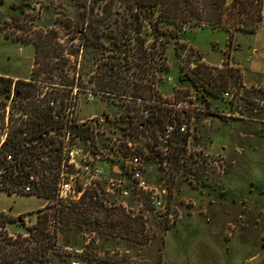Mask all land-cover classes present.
Returning a JSON list of instances; mask_svg holds the SVG:
<instances>
[{
    "label": "rangeland",
    "instance_id": "obj_1",
    "mask_svg": "<svg viewBox=\"0 0 264 264\" xmlns=\"http://www.w3.org/2000/svg\"><path fill=\"white\" fill-rule=\"evenodd\" d=\"M78 1L0 0V74L18 76L0 77V134L6 132L7 137V142L0 146V153L10 151L26 159L28 149L18 150L12 145L14 136L20 135L14 126L19 127L26 121L20 126L29 136L36 133L33 128L38 121L50 125L54 122L52 116L44 118L36 112L52 103L59 106V98L63 96L64 107L57 108L56 112L67 116L66 108L73 91L61 85L79 70L82 74L75 92L73 116L84 119L91 115L102 120V126H117L119 131L126 128L122 114L126 104L132 106L133 99L109 96L96 90L94 81H88L89 75L95 72V60L88 58L89 47L84 51L80 48L77 34L84 24L78 14ZM261 24L258 31H234L230 38L220 27L189 24L176 38H169L164 52L166 68L157 66V92L145 103L151 111L150 120L156 119L157 126L150 124L148 131H141L142 136L136 140L144 165L143 179L149 185L165 189L162 198L166 211L152 210L146 198L144 216L135 209L129 214H108L99 206L87 204L73 213L64 210L55 234L56 248L61 254L54 256L49 264H69L72 256L79 264H119L127 261L119 254L124 248L135 252L141 249L145 260L154 251L153 240L162 241L165 230L171 229L183 216L179 215V210L193 208L211 210L206 218L233 219L237 224L226 228L216 224L218 233H212L217 235L216 239L205 232L199 243L198 237L193 238V242L186 240L188 227L183 226L182 242L175 246L170 243L172 238L167 232L166 245L160 252L161 261L177 256L200 264H264V77L247 78L248 72L243 66L247 72L243 79L239 65L216 68L223 54L230 55L229 50L236 42L239 45L233 52L236 59L242 61L256 54V60L264 66V20ZM253 47L256 53H252ZM229 60L233 61L231 55ZM31 68L40 74L36 78L39 83L19 84L23 79L35 77L30 76ZM89 68L91 72H86ZM167 77H171L170 81ZM242 82L249 85L256 82L258 87H244L237 97ZM52 84L55 85L52 87ZM224 89L233 94L231 106L220 95ZM86 91L95 94L92 99L86 98ZM38 92L54 97H36ZM252 98L262 103L252 104ZM179 99H185V105L175 110L184 114L174 117L173 109L167 104ZM234 101L242 104V116L228 117L226 112L233 111ZM253 105L256 111L252 110ZM2 119L7 128H2ZM169 121H185L189 133H171L166 140L162 127ZM153 126L160 129L157 139ZM53 139L51 135L45 142ZM196 148L200 157L191 153ZM10 169L8 166L7 171L0 173V210L13 218L4 223L3 229L8 234H26V226L42 216L40 208L49 205L52 199L21 195L20 190L15 189L18 177H9ZM53 180L54 171L50 167L47 175L50 193ZM47 208L51 210L50 206ZM235 208V215L226 214ZM217 209L225 213L212 211ZM240 221L243 223L239 226ZM159 261L157 256V264Z\"/></svg>",
    "mask_w": 264,
    "mask_h": 264
},
{
    "label": "built area",
    "instance_id": "obj_2",
    "mask_svg": "<svg viewBox=\"0 0 264 264\" xmlns=\"http://www.w3.org/2000/svg\"><path fill=\"white\" fill-rule=\"evenodd\" d=\"M224 57L220 58V62L216 64L218 67L236 68V64L229 60V54H223ZM234 70V69H233ZM78 73V71H76ZM122 72L121 81H130L131 87L135 81H138L136 74L138 69H134L131 75ZM133 75V76H132ZM157 76V74H156ZM131 78V79H128ZM157 78V77H156ZM155 78V80H156ZM171 77H167L166 80L170 81ZM77 74L74 76V82L72 86L62 85L69 91L72 88L73 95H70V103L66 108L67 116H60L56 109H63L64 96L59 98V106L57 104H49L45 109L37 110V114L41 117L52 116L54 122L50 125H46L40 121L37 122V126H34L36 133L26 136V132L23 131L22 126L25 122L20 123L19 127H15L19 136H14L13 140L17 138V149L27 148L28 151L25 157L22 154L17 157L13 152L3 151L0 153V173L8 170L10 166L9 177H18L16 190H20L21 195L30 197L39 196L52 199V202L45 207L40 208V212H46L49 225L53 223L54 218L61 212L68 211L69 208L75 209L83 208L87 206H99L108 214H129L132 209H135L137 213L145 215L146 208L144 207L145 198L150 204V208L157 213L166 211L164 200L162 196L166 193L165 189H158L155 186L147 184L143 179V161L140 154L138 143L136 140L142 136L141 131L147 132L150 124L157 126L156 116L150 120L151 111L145 107V103H149L151 97L139 93V95L133 94L134 86L131 90L123 92L122 90H110L103 91L96 89L102 93H106L109 96H115L122 99H133L132 106L130 104L125 105V111L122 114L125 120L126 128L119 131L117 126H102V120L93 116H88L84 119L75 118L73 116L75 108V92L78 85L76 84ZM43 83V82H41ZM50 85V83L46 82ZM55 84H52V87ZM155 94L157 92L154 81ZM245 87L242 85L241 90L236 92L235 96H239L242 93V89ZM65 91V90H63ZM18 94V91H14V95ZM38 94L36 97H54L46 94ZM87 99H92L95 95L91 91L84 92ZM220 95L231 106L232 92L228 89L220 91ZM17 96V95H15ZM110 98V97H109ZM55 101V100H52ZM66 101V99H65ZM250 103L258 104L262 103L260 99L252 98ZM144 103V104H143ZM236 104V106H234ZM168 107L173 109V115L183 117V111H176L175 109L183 108L185 105V99L176 100L174 103H168ZM241 103L238 101L233 102V111L226 112V115L242 116ZM139 106V108H137ZM257 107H252L253 111H256ZM105 117V115L102 114ZM170 116V115H169ZM9 118L6 121L8 124ZM3 119L1 120L2 128L6 127ZM132 127H131V126ZM84 130L85 132L81 131ZM159 130V131H158ZM163 132L167 137L171 133L178 135H186L189 133L187 123L181 121L176 123L175 121H169L162 127ZM33 131V132H34ZM156 139L160 137V129L155 126L152 127ZM54 135L53 141L45 142V139ZM150 137V136H149ZM7 142L6 132L0 134V146ZM16 149V150H17ZM200 157V151L198 148L191 152ZM54 171V180L52 182V188L47 184L48 169ZM21 178L24 179L21 180ZM164 182V180H162ZM14 185L12 184V187ZM15 187V186H14ZM48 195H51L50 197ZM132 201V205L130 202ZM51 207L48 210L47 207ZM69 264H79L75 256H72V260Z\"/></svg>",
    "mask_w": 264,
    "mask_h": 264
},
{
    "label": "trees",
    "instance_id": "obj_3",
    "mask_svg": "<svg viewBox=\"0 0 264 264\" xmlns=\"http://www.w3.org/2000/svg\"><path fill=\"white\" fill-rule=\"evenodd\" d=\"M90 2L78 1V14L84 25H81L77 34L80 48L83 47L84 51V48L89 47L88 58L95 60V72L89 75L88 81H94L97 88L103 91L116 89L126 92L134 86V95H139L140 91L139 93L149 97L155 92L153 84L157 77V66L166 68L164 52L169 38H176L186 25L220 27L230 38L234 31L255 32L263 17V0ZM119 53H123L122 56ZM134 69H138L136 76L139 77L130 87V81H121V74L123 70L124 75L131 70V75ZM86 72H91L90 68ZM81 74L79 70L77 81ZM64 82L63 85L72 86L74 77ZM16 142L17 138L13 140V144ZM61 211L62 209L55 218L54 213L53 223L49 225L47 213L39 210L42 216H38L35 223L26 226V234H8L4 232V223L11 222L13 218L0 210V264H49L54 256H59L61 253L56 248L55 234L57 224L63 220ZM68 212L73 213V208H69ZM20 221L22 223L21 219Z\"/></svg>",
    "mask_w": 264,
    "mask_h": 264
},
{
    "label": "crops",
    "instance_id": "obj_4",
    "mask_svg": "<svg viewBox=\"0 0 264 264\" xmlns=\"http://www.w3.org/2000/svg\"><path fill=\"white\" fill-rule=\"evenodd\" d=\"M1 3V2H0ZM262 22L264 20V0L262 2ZM261 22V23H262ZM262 24H260L261 26ZM260 26L258 29H260ZM257 29V31H258ZM2 33V32H1ZM4 35V33H2ZM5 37H7L6 35H4ZM12 39L11 37H7ZM234 47L232 50L230 51V55L232 57V62L236 65H239L240 69V76L241 78H246V74L248 72V77L247 78H261L264 77V66L260 63H258V61L256 60V54H252L250 56H247L244 60L239 61L238 59H236V57L234 56L233 52L239 48V45L236 43L233 44ZM256 48L254 49V47L252 48V53H256ZM29 67L31 65L32 62V58H30L29 60ZM243 66L244 69L247 70V72H245V70H243ZM0 77H10V78H15L18 77L17 75H8V74H0ZM241 85H244L245 87H251V88H255L258 87L256 86V82L254 85H249L246 84L244 82L241 83ZM244 89V87H243ZM211 210L206 209V208H193V209H181L179 210V215H183L181 218L179 217V221L176 222L174 224V226L171 229H167L165 230V233H163V238L162 241L157 242V239L153 240V247H154V251H152L153 253L150 255H148L146 258H144L145 260H143V258L141 257V252L139 250L132 251L131 249L128 248H124L122 250H120L119 254L123 255L127 261H124L122 263L119 264H157V256H159L160 261L159 264H200L197 261L194 262H189L188 258L186 257H173L171 260H166L163 259V261H161V256H160V252L163 250V248L166 245V234L167 232L170 233V236L172 239H170V243L173 244V246H175V244L182 242V239L180 238V234H181V230L183 226L188 227L186 235H184L187 239V241L189 242H193L191 240H193V238H197L196 241H198V243L203 240L202 237L204 236V233L207 232V234H210L211 236H213L215 239L217 237V235H212V233H218V228L216 226V224H219L220 226L225 225V228L228 227L229 225H233V224H237L236 220L233 219H226V218H222L219 220H214V219H210V218H206L207 215H210ZM212 211H218L219 213H225V210H222L223 212H221V209H217V210H212ZM237 211V209H233L231 211H229L226 214H230V215H235V212ZM243 222L240 221V224H242ZM212 226H214V228H211ZM236 230H238V228H236ZM202 231L201 234H199V232ZM223 231V229H222ZM221 231V232H222ZM196 233V234H194ZM200 236V237H199ZM219 237V236H218ZM195 241V240H194ZM230 242V240H228ZM159 243V244H158ZM229 244V243H228ZM160 247H159V246ZM157 246L159 248H157ZM144 247V245L142 246ZM158 249V250H157ZM157 251L159 252L157 255Z\"/></svg>",
    "mask_w": 264,
    "mask_h": 264
},
{
    "label": "flooded vegetation",
    "instance_id": "obj_5",
    "mask_svg": "<svg viewBox=\"0 0 264 264\" xmlns=\"http://www.w3.org/2000/svg\"><path fill=\"white\" fill-rule=\"evenodd\" d=\"M33 70H34V69L31 68V70H30V76H31V77H32V76H35L36 78H37V77H40V74H38V73H34ZM16 81H18V79H16ZM21 82H22L23 84H25V85H33V84L39 83V80L29 78L28 80L23 79L22 81L19 82V84H21ZM16 83H17V82H16ZM17 91H18V90H17ZM15 95H17V93H16Z\"/></svg>",
    "mask_w": 264,
    "mask_h": 264
}]
</instances>
